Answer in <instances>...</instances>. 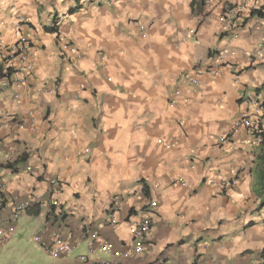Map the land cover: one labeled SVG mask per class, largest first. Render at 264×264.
I'll list each match as a JSON object with an SVG mask.
<instances>
[{
	"label": "crops",
	"instance_id": "1",
	"mask_svg": "<svg viewBox=\"0 0 264 264\" xmlns=\"http://www.w3.org/2000/svg\"><path fill=\"white\" fill-rule=\"evenodd\" d=\"M247 1L0 0V229L11 212L5 199H45L57 178L65 185L57 225L79 242L64 258L46 255L35 241L45 214L33 202L0 251L28 235L52 264H87L81 255L105 264L83 234L98 230L123 247L152 199L149 245L118 264L264 259L260 146L218 143L263 101L264 18L251 12L264 13V0ZM234 7L242 12L226 31L222 16ZM20 38L33 77L3 87V72L21 66L6 59ZM113 202L116 226L104 227Z\"/></svg>",
	"mask_w": 264,
	"mask_h": 264
},
{
	"label": "built area",
	"instance_id": "2",
	"mask_svg": "<svg viewBox=\"0 0 264 264\" xmlns=\"http://www.w3.org/2000/svg\"><path fill=\"white\" fill-rule=\"evenodd\" d=\"M251 2V0H248ZM243 8V7H242ZM242 10L238 7L227 9L222 16L223 23L226 24V31L235 28L236 21L240 18ZM0 47H6L0 41ZM30 44L24 39L20 38L15 45L12 46L10 50L7 51L6 59L8 61H16L21 63L16 73H11L9 70H5L2 74L1 81L2 86L6 87L10 82L14 84H26L28 79L32 78L33 75L28 72V67L24 64H28V58L30 54ZM15 74H22V78H13ZM198 75V71L195 72ZM191 84L196 85L195 79H188ZM261 99L264 100V92L260 95ZM264 109L258 108L255 119L249 120L246 115H240L237 117L233 130L227 135L218 139L220 145L230 144L234 142L251 141L255 143H260L261 134L264 131ZM25 121L19 122V126L22 127ZM240 133H243L245 138L241 140ZM27 173H30V168L26 169ZM179 185H183V181L176 182ZM65 190V185L61 180L57 178H51L47 180L46 198L40 199L39 197H31L26 201L19 202L16 197H10L5 199L11 208L8 226L4 229H0L1 241L8 242L14 232L15 225L20 218V215L24 213L34 202L41 209H43L45 214V222L42 226L39 234L35 236V241L38 247L50 258L60 259L71 254L74 249L79 245V242L75 241L71 243L67 241L64 237L63 228L57 225L56 220L61 219L63 216V194ZM0 192H3V186L0 185ZM155 201L149 200L146 205L145 215L136 223L130 224L128 227V232L130 235V242L125 244L119 249H114L111 243L103 241L100 239L99 231H86L83 236L87 242L88 247L92 245H97L98 249L103 252V254L108 255L110 261L105 264H118L120 260L133 259L139 257L145 252L146 247L149 245V240L151 234L154 231V207ZM119 206L117 203H112L106 214V222L104 227H114L116 226V215L118 213ZM81 263L87 264H98L95 262H90L85 255L79 257ZM258 264H264V259H261Z\"/></svg>",
	"mask_w": 264,
	"mask_h": 264
},
{
	"label": "rangeland",
	"instance_id": "3",
	"mask_svg": "<svg viewBox=\"0 0 264 264\" xmlns=\"http://www.w3.org/2000/svg\"><path fill=\"white\" fill-rule=\"evenodd\" d=\"M0 264H52V260L42 255L26 235L0 251Z\"/></svg>",
	"mask_w": 264,
	"mask_h": 264
},
{
	"label": "trees",
	"instance_id": "4",
	"mask_svg": "<svg viewBox=\"0 0 264 264\" xmlns=\"http://www.w3.org/2000/svg\"><path fill=\"white\" fill-rule=\"evenodd\" d=\"M201 5H203V0H200ZM192 5L195 4V0H192ZM251 16H257L258 18H264V13L261 11H252ZM260 108L264 109V100L260 104ZM264 119V116H263ZM261 141L259 143L260 150L257 155V170H256V178H257V186L260 195L262 196L264 202V131L261 134ZM264 204V203H263Z\"/></svg>",
	"mask_w": 264,
	"mask_h": 264
}]
</instances>
